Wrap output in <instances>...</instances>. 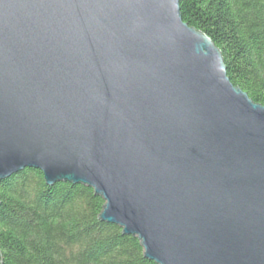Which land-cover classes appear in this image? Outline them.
Returning <instances> with one entry per match:
<instances>
[{
    "label": "water",
    "instance_id": "1",
    "mask_svg": "<svg viewBox=\"0 0 264 264\" xmlns=\"http://www.w3.org/2000/svg\"><path fill=\"white\" fill-rule=\"evenodd\" d=\"M26 168L156 264H264V105L180 0H0V180Z\"/></svg>",
    "mask_w": 264,
    "mask_h": 264
},
{
    "label": "trees",
    "instance_id": "2",
    "mask_svg": "<svg viewBox=\"0 0 264 264\" xmlns=\"http://www.w3.org/2000/svg\"><path fill=\"white\" fill-rule=\"evenodd\" d=\"M186 23L222 51L231 82L264 105V0H180ZM0 264H156L141 241L103 222L84 184L48 185L26 168L0 180Z\"/></svg>",
    "mask_w": 264,
    "mask_h": 264
}]
</instances>
